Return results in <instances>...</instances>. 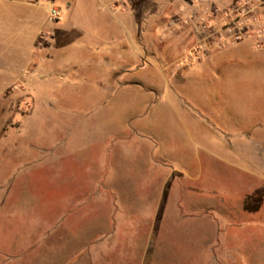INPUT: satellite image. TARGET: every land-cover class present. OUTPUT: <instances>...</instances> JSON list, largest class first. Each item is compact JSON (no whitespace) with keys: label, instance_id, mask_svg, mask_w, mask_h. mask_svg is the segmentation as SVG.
Instances as JSON below:
<instances>
[{"label":"rangeland","instance_id":"374dc122","mask_svg":"<svg viewBox=\"0 0 264 264\" xmlns=\"http://www.w3.org/2000/svg\"><path fill=\"white\" fill-rule=\"evenodd\" d=\"M197 1L196 16L218 29L228 1ZM55 5L63 27L67 6ZM55 45L44 78L0 97V264H264V67L248 61L207 113L169 114L172 134L158 139L129 129V112L90 110L93 52L61 58ZM235 102L239 123L228 117ZM164 144L189 151L188 181L172 176Z\"/></svg>","mask_w":264,"mask_h":264},{"label":"crops","instance_id":"0c3cea01","mask_svg":"<svg viewBox=\"0 0 264 264\" xmlns=\"http://www.w3.org/2000/svg\"><path fill=\"white\" fill-rule=\"evenodd\" d=\"M62 1L67 6L63 27L50 19L46 2L0 0V10L12 17L0 23V61L11 60L12 64L9 69L0 68V97L20 80L26 84L32 78H44L41 64L54 57L51 52L57 42L61 58L77 46L83 53L93 52L90 110L129 112V118L138 119L129 129L163 139L173 131L162 125L172 117L169 114L180 119L179 114L207 113L206 105L212 104L208 97L222 104L226 90L236 89L248 61L264 67V50H255L249 40L222 51L201 47L206 34L201 33L196 14L204 3L197 0H94V10L84 0ZM196 47L202 48L201 59L187 68L183 60ZM83 59L77 58L79 64L84 65ZM167 71L176 73L170 77ZM69 72H62L61 79ZM228 114L239 123L236 102ZM109 116L105 114V132L111 131ZM156 149L151 147L153 152ZM161 149L169 152L172 176L188 181L194 164L187 148L164 144ZM133 173L130 179L138 171Z\"/></svg>","mask_w":264,"mask_h":264},{"label":"built area","instance_id":"2783aa9c","mask_svg":"<svg viewBox=\"0 0 264 264\" xmlns=\"http://www.w3.org/2000/svg\"><path fill=\"white\" fill-rule=\"evenodd\" d=\"M37 4L46 2L49 5L48 14L52 21L62 18L61 10L54 5V0H30ZM108 1V0H105ZM222 0H211V2ZM228 5L221 12L218 29L212 30L214 20L199 18L201 30L206 34L204 48L222 51L228 46H234L242 41L250 40L256 50H264V0H227ZM202 47V46H201ZM202 48L194 50L187 63L201 59ZM191 66V65H190Z\"/></svg>","mask_w":264,"mask_h":264}]
</instances>
